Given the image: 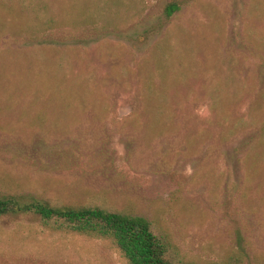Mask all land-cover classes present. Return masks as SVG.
Listing matches in <instances>:
<instances>
[{"label": "rangeland", "instance_id": "rangeland-1", "mask_svg": "<svg viewBox=\"0 0 264 264\" xmlns=\"http://www.w3.org/2000/svg\"><path fill=\"white\" fill-rule=\"evenodd\" d=\"M0 197L142 217L187 264H264V0H0ZM0 264L126 263L21 211Z\"/></svg>", "mask_w": 264, "mask_h": 264}, {"label": "trees", "instance_id": "trees-1", "mask_svg": "<svg viewBox=\"0 0 264 264\" xmlns=\"http://www.w3.org/2000/svg\"><path fill=\"white\" fill-rule=\"evenodd\" d=\"M172 2L165 7L166 18L179 11ZM33 212L44 227L99 240H108L126 264H187L168 236L139 216L108 212L93 207H56L46 202L21 204L14 197H0V216Z\"/></svg>", "mask_w": 264, "mask_h": 264}]
</instances>
